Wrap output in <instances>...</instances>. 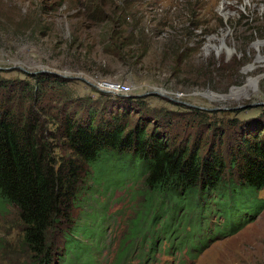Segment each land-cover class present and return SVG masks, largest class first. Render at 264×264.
Here are the masks:
<instances>
[{
  "label": "rangeland",
  "instance_id": "obj_1",
  "mask_svg": "<svg viewBox=\"0 0 264 264\" xmlns=\"http://www.w3.org/2000/svg\"><path fill=\"white\" fill-rule=\"evenodd\" d=\"M113 17L122 25L113 29ZM36 73L63 78L65 85L51 90L59 107L81 116L92 107L107 114L129 108L132 124L149 111V118H169L175 132L195 138L208 119L203 150H224L242 121L264 126V0H0V76L34 83ZM257 77L256 86L248 83ZM111 83H126L128 91L110 92ZM218 123L229 124L224 142L218 132L225 126ZM142 189L137 179L99 188L74 209L83 221L86 213L108 217L98 264H112ZM18 221L14 207L0 214L7 244L15 245ZM52 236L62 243L58 230ZM199 242L194 260L186 250L166 254L163 243L148 264H264V210L235 235ZM7 253L0 264L25 261Z\"/></svg>",
  "mask_w": 264,
  "mask_h": 264
},
{
  "label": "trees",
  "instance_id": "obj_2",
  "mask_svg": "<svg viewBox=\"0 0 264 264\" xmlns=\"http://www.w3.org/2000/svg\"><path fill=\"white\" fill-rule=\"evenodd\" d=\"M116 19L113 29L122 25ZM31 78L34 83L0 76V214L16 208L20 226L15 245L0 238V254L23 258L21 264H98L107 215L86 213L83 221L72 213L99 188L124 187L131 179L142 181L141 201L112 264L135 258L148 264L163 243L166 254L186 250L194 260L203 236L235 235L264 210V126L235 119L238 137L205 153L208 119L195 138L175 132L169 118L166 124L149 118V111L132 124L123 105L108 114L92 107L81 116L52 100L51 90L65 85L61 76ZM218 125L225 126L218 132L224 142L229 124ZM214 215L219 222L211 221Z\"/></svg>",
  "mask_w": 264,
  "mask_h": 264
},
{
  "label": "built area",
  "instance_id": "obj_3",
  "mask_svg": "<svg viewBox=\"0 0 264 264\" xmlns=\"http://www.w3.org/2000/svg\"><path fill=\"white\" fill-rule=\"evenodd\" d=\"M128 91V85L126 83H111L110 92L125 93Z\"/></svg>",
  "mask_w": 264,
  "mask_h": 264
},
{
  "label": "bare ground",
  "instance_id": "obj_4",
  "mask_svg": "<svg viewBox=\"0 0 264 264\" xmlns=\"http://www.w3.org/2000/svg\"><path fill=\"white\" fill-rule=\"evenodd\" d=\"M258 46V45H257ZM260 80V77H257V78H249V81L248 83H251L253 82V86H256L258 84V81ZM109 90V88H107ZM244 89H247V88H244ZM110 91V90H109ZM221 98H227L226 96L225 97H222Z\"/></svg>",
  "mask_w": 264,
  "mask_h": 264
}]
</instances>
